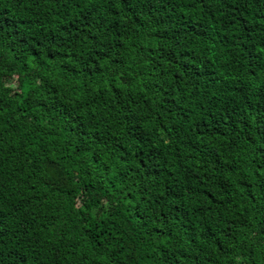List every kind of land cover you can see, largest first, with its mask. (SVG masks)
<instances>
[{"label":"trees","instance_id":"1","mask_svg":"<svg viewBox=\"0 0 264 264\" xmlns=\"http://www.w3.org/2000/svg\"><path fill=\"white\" fill-rule=\"evenodd\" d=\"M0 264H264V0H0Z\"/></svg>","mask_w":264,"mask_h":264}]
</instances>
